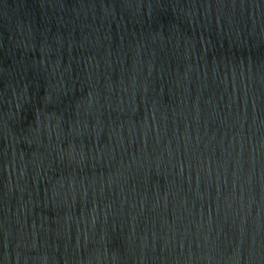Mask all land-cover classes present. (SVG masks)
Here are the masks:
<instances>
[{
	"label": "water",
	"instance_id": "95a60500",
	"mask_svg": "<svg viewBox=\"0 0 264 264\" xmlns=\"http://www.w3.org/2000/svg\"><path fill=\"white\" fill-rule=\"evenodd\" d=\"M0 264H264V0H92L2 64Z\"/></svg>",
	"mask_w": 264,
	"mask_h": 264
}]
</instances>
